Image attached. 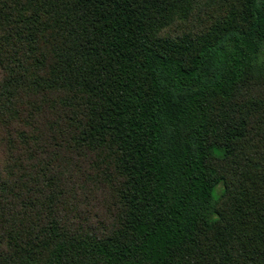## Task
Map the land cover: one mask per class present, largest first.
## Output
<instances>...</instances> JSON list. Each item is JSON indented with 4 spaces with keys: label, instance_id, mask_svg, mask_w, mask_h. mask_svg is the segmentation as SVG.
Instances as JSON below:
<instances>
[{
    "label": "trees",
    "instance_id": "16d2710c",
    "mask_svg": "<svg viewBox=\"0 0 264 264\" xmlns=\"http://www.w3.org/2000/svg\"><path fill=\"white\" fill-rule=\"evenodd\" d=\"M264 0H0V264H264Z\"/></svg>",
    "mask_w": 264,
    "mask_h": 264
},
{
    "label": "rangeland",
    "instance_id": "374dc122",
    "mask_svg": "<svg viewBox=\"0 0 264 264\" xmlns=\"http://www.w3.org/2000/svg\"><path fill=\"white\" fill-rule=\"evenodd\" d=\"M256 63L260 69L264 70V50L261 55H259Z\"/></svg>",
    "mask_w": 264,
    "mask_h": 264
}]
</instances>
